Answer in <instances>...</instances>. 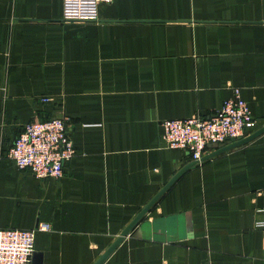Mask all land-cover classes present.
<instances>
[{"label": "crops", "instance_id": "crops-1", "mask_svg": "<svg viewBox=\"0 0 264 264\" xmlns=\"http://www.w3.org/2000/svg\"><path fill=\"white\" fill-rule=\"evenodd\" d=\"M236 88L255 132L264 0H113L97 22H64L62 0H0V229L49 226L31 264H94L191 162L159 123L212 116ZM55 117L74 155L41 180L6 154ZM260 222L264 133L186 170L102 264H264Z\"/></svg>", "mask_w": 264, "mask_h": 264}, {"label": "built area", "instance_id": "built-area-1", "mask_svg": "<svg viewBox=\"0 0 264 264\" xmlns=\"http://www.w3.org/2000/svg\"><path fill=\"white\" fill-rule=\"evenodd\" d=\"M112 2L62 0V20L97 22L99 6ZM66 121L64 117H55L26 123L9 146L6 157L17 169L28 170L38 179L61 178L65 162L74 155L73 144L66 132ZM159 127L160 140L166 149L182 151L191 162H199L209 154L210 148L218 149L248 136L254 131L256 122L236 88L212 116L164 120ZM255 227L264 230V222L257 223ZM48 231L47 224H38L32 230L0 229V264H31L35 234Z\"/></svg>", "mask_w": 264, "mask_h": 264}, {"label": "water", "instance_id": "water-1", "mask_svg": "<svg viewBox=\"0 0 264 264\" xmlns=\"http://www.w3.org/2000/svg\"><path fill=\"white\" fill-rule=\"evenodd\" d=\"M264 133V126L259 130L249 134L245 138H242L238 141L232 142L231 144L220 147L209 154H206L201 158L199 162L192 161L185 166H183L162 188L161 190L150 200V202L137 214V216L130 222V224L121 232V234L114 240L110 247L98 258L94 264H102L107 257L116 249V247L123 241V239L128 236L130 231L142 220L144 215L150 210V208L157 202V200L165 193V191L189 168L194 165L204 162L210 158H213L222 153L228 152L230 150L239 148L251 142L258 136Z\"/></svg>", "mask_w": 264, "mask_h": 264}]
</instances>
